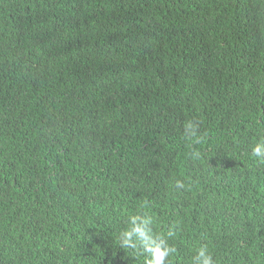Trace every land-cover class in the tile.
<instances>
[{"label":"trees","instance_id":"16d2710c","mask_svg":"<svg viewBox=\"0 0 264 264\" xmlns=\"http://www.w3.org/2000/svg\"><path fill=\"white\" fill-rule=\"evenodd\" d=\"M261 138L264 0H0V264H264Z\"/></svg>","mask_w":264,"mask_h":264},{"label":"clouds","instance_id":"9594fccd","mask_svg":"<svg viewBox=\"0 0 264 264\" xmlns=\"http://www.w3.org/2000/svg\"><path fill=\"white\" fill-rule=\"evenodd\" d=\"M184 136L186 138L197 137V130L191 122L184 124ZM251 152L261 163H264V138H261L252 146ZM192 156L193 158H199L200 153L198 151H193ZM177 185L183 187V184L180 181H177ZM141 207H143V205ZM140 213L141 212H138L137 214L129 216L130 226L127 230L119 233L117 242L120 247L125 250H129V245H131L132 248H137V244L133 243L131 240L135 235L138 238L137 243L142 245V249L137 250L141 251L142 255H144L145 264H166V261L170 264L168 258L175 253V247L171 246L165 239H161L159 243L153 241L152 237L148 235L146 227L153 222L152 218L146 216L142 219ZM138 220L141 221L139 224L137 223ZM174 235L175 233L172 230H169L167 233V237H172ZM121 236L124 237L123 241L120 239ZM194 264H214L213 256L207 245H201L196 250Z\"/></svg>","mask_w":264,"mask_h":264}]
</instances>
